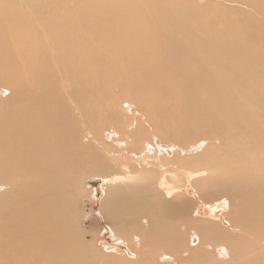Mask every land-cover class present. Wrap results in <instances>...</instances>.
Wrapping results in <instances>:
<instances>
[{"label": "bare ground", "instance_id": "bare-ground-1", "mask_svg": "<svg viewBox=\"0 0 264 264\" xmlns=\"http://www.w3.org/2000/svg\"><path fill=\"white\" fill-rule=\"evenodd\" d=\"M0 264H264V0H0Z\"/></svg>", "mask_w": 264, "mask_h": 264}, {"label": "rangeland", "instance_id": "rangeland-1", "mask_svg": "<svg viewBox=\"0 0 264 264\" xmlns=\"http://www.w3.org/2000/svg\"><path fill=\"white\" fill-rule=\"evenodd\" d=\"M115 65H116L115 67L120 69V72L118 74H122V73L124 74V72H123V68H124L123 64L118 63V64H115ZM90 68H91V65H90ZM117 78L120 80V75H118ZM119 91H120L119 89H115V88L108 90L109 93H111L114 96H118V97L120 96L119 95L120 94ZM121 100L119 99L118 101H121ZM123 106L124 105L122 104V105L118 106V108H117V111L121 115H122V113L124 114ZM103 107L104 106H101L99 109L101 110ZM142 124H144V123H142ZM112 126H115V125L113 124ZM98 128H100L99 125L97 127V130H98ZM100 129H101L100 131L102 132L103 129H105V127L103 128V126H102ZM124 129H125L124 131L126 132V128H124ZM93 130L94 129H90V131H92L94 133ZM129 130H130V128H129ZM147 131L148 130L145 129V131L143 132L142 140H140L138 142V143H140L139 144L140 148H138V149L139 150L142 149V152H144V149H145L144 145H145L146 141L153 142L155 136L159 137L157 135L158 133L153 132V131L151 133V131H148V132ZM93 133H90V134L92 135ZM104 133H106V132H104ZM151 134H152V136H151ZM102 135H103V132H102ZM103 137H104V135L102 136V138ZM103 139L105 140V138H103ZM129 139L130 138H128V140ZM191 145L183 147V148H189V151H188L189 154H194V153H197L198 151L201 150V148L198 147L199 146V142L198 143L197 142L196 143L193 142V143H191ZM189 154H187V155H189ZM187 155H183V156H187ZM80 177L82 179V185L85 184L86 186L85 185H84L85 187L82 186V188H83V189L81 188L82 189L81 190L82 193L79 196H77L76 199H74L71 202L72 209L76 212L75 214L78 215V223H79V226H80L78 228V230H79L80 238L81 239L83 238L85 241L86 240L90 241L91 244L93 243L94 248L96 250H99L97 252L100 253V255H104V254H115V255L116 254L117 255L120 254L121 255L122 253H125L124 250L125 251L127 250L126 247L124 245H122V246L120 245L119 246L120 248L117 247V244H116L117 241H115L114 238L112 237V235L108 232L109 231V225L106 224V222L102 218H100V214H101L100 212H102L101 211V203L103 202L102 199H103V196H104L103 190H102L103 187H101L102 186V182H101L100 178H98L97 176L96 177L80 176ZM84 190H86L87 192H85ZM183 190L185 192V198H188V199H190L192 201V197H193L192 189H189V190L186 191L183 188ZM88 191H90V192H88ZM186 194H189V196L186 195ZM221 201H222V199H220V201L212 200V202H208V203L212 204V207H214L213 205L218 204L216 206L215 210H219L220 209V205H221L220 204ZM199 207H200V209H199L200 216L202 215L201 218L202 219H207L206 217L208 215L203 212L204 211V209H202L203 205L199 204ZM188 235H189V233H188ZM187 237L188 236L186 235V240H187ZM190 243H193V242H190ZM220 250H221L220 247H217V248L214 249L215 257L219 258V260L226 259V257H224L225 253L223 251H220ZM127 254H125L126 256H124V257H127L128 256Z\"/></svg>", "mask_w": 264, "mask_h": 264}]
</instances>
